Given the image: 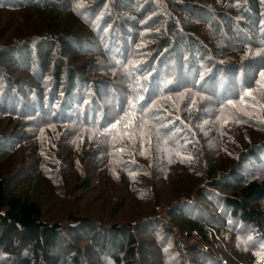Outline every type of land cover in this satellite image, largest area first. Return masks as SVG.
I'll return each mask as SVG.
<instances>
[{"label":"trees","instance_id":"16d2710c","mask_svg":"<svg viewBox=\"0 0 264 264\" xmlns=\"http://www.w3.org/2000/svg\"><path fill=\"white\" fill-rule=\"evenodd\" d=\"M0 264H264V0H0Z\"/></svg>","mask_w":264,"mask_h":264},{"label":"snow or ice","instance_id":"6c2138e0","mask_svg":"<svg viewBox=\"0 0 264 264\" xmlns=\"http://www.w3.org/2000/svg\"><path fill=\"white\" fill-rule=\"evenodd\" d=\"M119 123H120V121H117V122H116V125L118 126V125H119ZM127 126H130V125H126V127H127Z\"/></svg>","mask_w":264,"mask_h":264}]
</instances>
